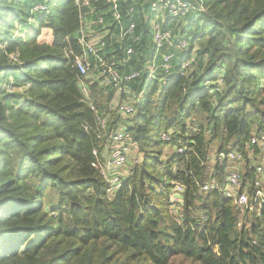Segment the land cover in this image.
<instances>
[{
    "label": "trees",
    "instance_id": "16d2710c",
    "mask_svg": "<svg viewBox=\"0 0 264 264\" xmlns=\"http://www.w3.org/2000/svg\"><path fill=\"white\" fill-rule=\"evenodd\" d=\"M44 1L0 0V36ZM140 1L148 14L150 0ZM204 1L207 12L165 23L197 48L192 79L177 75L165 86L149 79L151 28L140 20L137 56L122 67L144 69L132 85L142 96L128 128L137 148L114 193L99 164L122 117L110 110L113 91L87 80L85 95L66 54L82 53L75 1L49 0L34 30L0 49V79L12 76L22 87L0 95V264H264V206L251 211L200 190L226 174L225 162L207 163L211 152H246L253 136L264 135V0ZM13 52L21 63L9 61ZM222 69L221 92L201 86ZM169 128L174 143L195 141L187 155L165 157ZM256 172L246 155L242 185L250 192ZM174 183L187 186L182 222L171 212Z\"/></svg>",
    "mask_w": 264,
    "mask_h": 264
},
{
    "label": "built area",
    "instance_id": "2783aa9c",
    "mask_svg": "<svg viewBox=\"0 0 264 264\" xmlns=\"http://www.w3.org/2000/svg\"><path fill=\"white\" fill-rule=\"evenodd\" d=\"M22 2L24 0H21ZM49 0L29 6L27 18L16 20L21 22L22 28H12L6 36H0V49H5L8 40L25 38L37 25V16L49 10ZM81 9V28L77 35L82 53L76 54L66 50V54L73 57V65L78 69L82 78L81 87L85 95L89 96L88 83L98 84L107 93L113 91L110 102L111 112L121 114L120 124L111 132L106 147V155L100 159L99 169L109 183V193H114L121 185V178L126 173L131 158L137 148L128 128L132 125L136 113V102L142 94L134 91L133 82L139 79L144 69L150 80H157L161 86L168 84L177 75L192 79L199 71L197 48H190L191 39L182 37L176 39L172 30L166 26L167 18L188 17L191 13L207 12L204 0H150L149 13L142 10L140 0H74ZM104 1L105 7H98L96 3ZM128 5H125L127 4ZM140 20L151 28L152 52L143 64V68H129L127 66L137 56L136 46L140 43ZM30 30V31H29ZM121 50V54L118 51ZM180 51V52H179ZM9 61L21 63L19 53H10ZM204 89L211 92H221L225 86V69L219 71L214 80L202 82ZM22 90L14 85L12 76L0 79V95ZM93 108V107H92ZM102 128L106 126V119H100ZM88 129V126H85ZM190 128H195L190 126ZM175 129L169 128L162 133L166 143L165 157L184 154L187 155L193 139L180 140L174 143ZM264 135L253 136L246 145V152L217 150L211 152L207 163L218 164L225 162L226 174L222 180L213 178L201 183L200 190L208 193L219 191L224 197L234 201L243 209H262L264 206V163L255 165L257 188L250 192L243 188L241 166L247 155L253 159L255 147L261 143ZM262 147V146H261ZM97 155V150L94 151ZM187 186L174 183L170 202L171 212L178 222H182L184 212V192Z\"/></svg>",
    "mask_w": 264,
    "mask_h": 264
},
{
    "label": "rangeland",
    "instance_id": "374dc122",
    "mask_svg": "<svg viewBox=\"0 0 264 264\" xmlns=\"http://www.w3.org/2000/svg\"><path fill=\"white\" fill-rule=\"evenodd\" d=\"M10 1H14V0H10ZM13 8V7H12ZM13 12H14V8H13V11H12V13H11V15L13 14ZM27 18V17H26ZM167 19H169V18H167ZM189 23V22H188ZM15 29L16 28H22V26H21V22L19 21V23H18V21H15V23H14V26H13ZM189 28H190V31H196V26H194V25H192V26H190L189 25ZM189 28H188V30H189ZM30 31V30H29ZM193 33V32H192ZM259 145L260 146H262V150L261 151H263L262 153L263 154H260V158L259 159H257L255 156H254V158H253V164L254 165H258V164H263L264 163V139L261 141V143H259ZM160 150L162 149V147H160L159 148ZM168 151L169 152H171L172 151V149L171 148H169L168 147ZM164 154L162 153V156H163Z\"/></svg>",
    "mask_w": 264,
    "mask_h": 264
},
{
    "label": "crops",
    "instance_id": "0c3cea01",
    "mask_svg": "<svg viewBox=\"0 0 264 264\" xmlns=\"http://www.w3.org/2000/svg\"><path fill=\"white\" fill-rule=\"evenodd\" d=\"M104 155H106V152H104Z\"/></svg>",
    "mask_w": 264,
    "mask_h": 264
}]
</instances>
